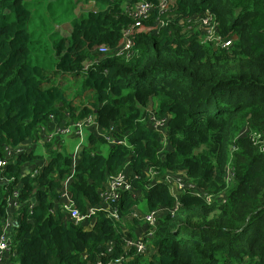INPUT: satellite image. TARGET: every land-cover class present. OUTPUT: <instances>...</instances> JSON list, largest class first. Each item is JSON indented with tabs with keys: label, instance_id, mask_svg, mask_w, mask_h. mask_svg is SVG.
Segmentation results:
<instances>
[{
	"label": "trees",
	"instance_id": "trees-1",
	"mask_svg": "<svg viewBox=\"0 0 264 264\" xmlns=\"http://www.w3.org/2000/svg\"><path fill=\"white\" fill-rule=\"evenodd\" d=\"M89 1L101 10L74 21L70 36L54 46V74L81 79L80 95L92 93L89 103L76 105L51 85L46 67L29 63L33 15L24 0H0V159L5 148L35 141L50 116L60 126L96 114L102 132L114 128L113 137L128 145L88 132L69 186L75 207L85 214L102 206L107 181L123 171L133 178L134 193H123L115 204L120 221L98 212L77 225L60 204L72 165L66 147L45 144L42 167L35 152L18 156L1 174L10 183L0 186V229L8 197L20 189L10 261L113 263L125 255V239L145 227L137 217L162 208L148 253L130 251L120 264H264V152L251 141L264 133V0H171L170 13L160 16L167 26L155 30V10L128 57L113 51L135 23L126 7L137 0ZM148 1L157 6L160 0ZM205 12L231 47L204 43L197 24H181ZM101 46L111 52L101 55ZM150 113L170 119L166 140L152 129ZM25 167L41 171L22 177ZM169 175L186 178L211 201L183 192L172 215Z\"/></svg>",
	"mask_w": 264,
	"mask_h": 264
},
{
	"label": "built area",
	"instance_id": "built-area-1",
	"mask_svg": "<svg viewBox=\"0 0 264 264\" xmlns=\"http://www.w3.org/2000/svg\"><path fill=\"white\" fill-rule=\"evenodd\" d=\"M155 10H158L159 14L158 20L155 25V30L158 31L161 28L167 26V23L163 21L160 16L165 13H170L171 0H160L157 6L149 2L148 0H137L135 3L130 4L126 7V12L133 18L135 23L132 27L126 28L124 30L123 39L121 43L113 51L115 54L119 56H129V52L133 47V39L135 35L141 31V28L143 27L145 21L149 19L150 15ZM185 22H187V24L195 23L199 26V30L202 35L201 39H203L202 41L204 43H214L217 46L221 45L222 48H229L232 46V42L230 40L224 39L223 37L219 36L216 18L211 13L205 12L203 15H191L182 20L181 24H184ZM109 52H111V49L109 47L101 46L99 49V53L101 55H106ZM85 68H90V65H86ZM169 120L170 119L168 118V116L157 117L155 113H150L149 115V122L152 129L155 132L162 134L165 140L166 128ZM55 121L56 119L54 118V116H50L49 123H56ZM45 126L41 128L40 134H44L43 130H45ZM95 127L97 130V127H99L98 122L96 121L94 116L90 115L81 121L74 122L73 124H68L64 126L57 125L52 133L44 134V138H42L45 144L50 143L57 137H59L61 141H65L66 139H70L73 137L78 140L76 149L71 155L72 165L70 169V176H68L62 182V188L60 189L61 207L65 210L69 220L73 221L77 225L85 223L88 219L93 217L98 212H105L108 217L113 221H120L119 211L118 208L115 207V204L120 201L123 193H134L133 178L126 171H123L115 174L114 176H111L107 181L105 188L101 192V200L103 202L102 206L90 207L85 214H82L75 207L72 195L69 193V186L73 181V177L75 176L76 168L79 162V157L83 152V147L85 145V130ZM114 131L115 129L111 128L110 134H106L98 130L96 134L99 137H103L111 145L127 146L128 144L125 139H117L113 137L112 133ZM251 139L253 145L257 146L261 152H264V133H254L251 135ZM61 147L62 146H60V149ZM25 153H30L29 150L26 148L25 143L15 149L5 148L6 158L4 160L0 159V186L9 184L11 180L6 176L1 175L3 170L7 169L10 164L16 163L17 159ZM39 171L41 170L34 169L25 171L22 173V177L28 174L32 177H35L39 174ZM147 173L152 180L155 178V173H153L152 171L149 170ZM232 179L233 174L231 170H228V182H231ZM164 180L166 183H168L169 190L175 199L174 207L169 210L172 215L176 212V210H178L180 206L179 196L183 192H191V194L193 195L206 197L207 201H211V198L209 196H206L203 191H201L195 185L191 184L184 177L169 175ZM19 197L20 189L15 187L11 192V195L8 197L6 203V216L2 222L0 229V264H14L12 261H10V257L13 255L15 230L19 226V223L14 216L15 212L17 215L20 209L21 204L19 203ZM33 206L34 204H32V208ZM163 212L164 209L161 208L150 212L142 218V221L145 225L144 230L141 233L137 234V236L134 238L125 239V255L130 251H134L136 254L148 253L149 239L154 236L159 219L162 216ZM15 222H17V226H15ZM113 247L114 243H112L111 246L108 247L109 253H112ZM124 256L109 264H120L124 259ZM97 264L102 263L98 262Z\"/></svg>",
	"mask_w": 264,
	"mask_h": 264
},
{
	"label": "rangeland",
	"instance_id": "rangeland-1",
	"mask_svg": "<svg viewBox=\"0 0 264 264\" xmlns=\"http://www.w3.org/2000/svg\"><path fill=\"white\" fill-rule=\"evenodd\" d=\"M24 5L30 9L33 15L29 30L32 33L33 46L35 48L32 50L29 63L46 67L51 77H49L51 85L61 86L67 92L69 100L73 99L76 105L89 103L92 93L80 95L83 93L81 79L76 80L69 74H54L57 64L54 46L61 38L70 36L74 21L83 20L87 13L92 10H101L100 6L94 1L86 2V0H24ZM77 95L78 97L75 98ZM94 117L96 119V114ZM88 130H85V139ZM37 138L35 141L29 140L33 141L30 144L29 141L25 143L29 151H36L32 150L29 146L44 147V140L41 137L39 138V135ZM71 142L72 144L76 143V141ZM63 143L64 141H61L57 137L48 144L53 149L63 146ZM139 204L140 206H144L145 203L144 201H140Z\"/></svg>",
	"mask_w": 264,
	"mask_h": 264
},
{
	"label": "crops",
	"instance_id": "crops-1",
	"mask_svg": "<svg viewBox=\"0 0 264 264\" xmlns=\"http://www.w3.org/2000/svg\"><path fill=\"white\" fill-rule=\"evenodd\" d=\"M57 125H58V124H56V123H49L47 126H45V130H43V131H44V134H50V133H52V132L55 130V127H56ZM97 128H98L97 130H96V127H95V128H89L88 132L93 131V132L96 134V132H97L98 130L101 131L100 127H97ZM44 134H43V133L39 134V138H40V137H41V138H44V137H43ZM96 135H97V134H96ZM37 139H38V138H37ZM71 141H73V142L76 141V143H75V144H74V143L72 144ZM31 142H33V141H29V144H30ZM77 144H78V140H77L75 137H73V138H70V139H66V140L64 141V143H63V146L66 147V150H67L68 154L72 155V154L74 153L75 149H76ZM29 147H31L32 150H36V151H34V152H35L37 155L41 156L42 160H44L43 163H42L41 165H39V167L44 166L45 163L47 162L45 148H44L43 146H42V147H38V146H35V147L33 146V147H32V146H29ZM30 150H31V149H30ZM29 152H33V151H29ZM28 170H32V169L29 168V167H25L24 170H23V172L28 171ZM137 218H138L139 221L143 222V221H142V217L138 216ZM88 229H90L89 225H88ZM143 230H144V228H143V226H142L139 230L136 231V235L139 234V233H141Z\"/></svg>",
	"mask_w": 264,
	"mask_h": 264
},
{
	"label": "water",
	"instance_id": "water-1",
	"mask_svg": "<svg viewBox=\"0 0 264 264\" xmlns=\"http://www.w3.org/2000/svg\"><path fill=\"white\" fill-rule=\"evenodd\" d=\"M15 226H17V222H15Z\"/></svg>",
	"mask_w": 264,
	"mask_h": 264
}]
</instances>
